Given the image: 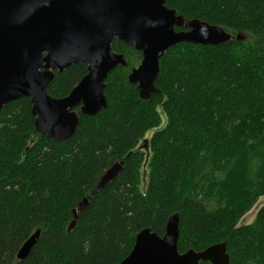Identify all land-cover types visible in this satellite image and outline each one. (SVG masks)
Instances as JSON below:
<instances>
[{
  "label": "trees",
  "instance_id": "trees-1",
  "mask_svg": "<svg viewBox=\"0 0 264 264\" xmlns=\"http://www.w3.org/2000/svg\"><path fill=\"white\" fill-rule=\"evenodd\" d=\"M166 5L232 38L171 47L149 99L128 80L142 52L115 39L127 65L106 80L108 107L76 106L79 125L63 142L38 131L30 98L0 109V264H120L141 230L163 236L175 213L181 253L226 242L231 264H264V205L241 224L264 197V0ZM87 72L84 62L55 71L48 93L67 96ZM116 164L122 171L101 185Z\"/></svg>",
  "mask_w": 264,
  "mask_h": 264
},
{
  "label": "water",
  "instance_id": "water-1",
  "mask_svg": "<svg viewBox=\"0 0 264 264\" xmlns=\"http://www.w3.org/2000/svg\"><path fill=\"white\" fill-rule=\"evenodd\" d=\"M231 38L221 26L198 18L186 21L166 0H0V109L13 100L30 98L38 131L63 142L79 125L76 106L81 115H96L108 107L106 80L115 68L127 65L124 54L113 48L115 39L142 52L128 80L137 85L143 99H149L158 92L160 60L171 47L214 46ZM237 38L245 40L240 33ZM78 62L88 65L87 74L67 96L52 97L48 87L55 71ZM141 147L148 151L147 139ZM122 169L121 164L112 166L101 185ZM74 216L68 231L77 222L76 210ZM179 220L178 213L171 215L163 236L150 228L141 230L120 264H231L226 242L181 253ZM39 238L40 229L22 245L18 258L25 259Z\"/></svg>",
  "mask_w": 264,
  "mask_h": 264
},
{
  "label": "rangeland",
  "instance_id": "rangeland-1",
  "mask_svg": "<svg viewBox=\"0 0 264 264\" xmlns=\"http://www.w3.org/2000/svg\"><path fill=\"white\" fill-rule=\"evenodd\" d=\"M248 36L246 35V38ZM264 205V197L260 198L256 205L247 213V215L242 219L241 224H248L253 222L255 219L256 213Z\"/></svg>",
  "mask_w": 264,
  "mask_h": 264
},
{
  "label": "flooded vegetation",
  "instance_id": "flooded-vegetation-1",
  "mask_svg": "<svg viewBox=\"0 0 264 264\" xmlns=\"http://www.w3.org/2000/svg\"><path fill=\"white\" fill-rule=\"evenodd\" d=\"M186 21H187V19H186ZM176 30H177V31H181V30H185V31H186V30H188V28H185V27H183V28H178V27H177ZM79 107H80V106H79Z\"/></svg>",
  "mask_w": 264,
  "mask_h": 264
}]
</instances>
